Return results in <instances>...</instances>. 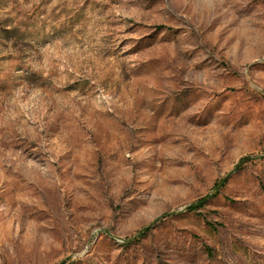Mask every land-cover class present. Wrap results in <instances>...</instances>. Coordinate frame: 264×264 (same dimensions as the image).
Listing matches in <instances>:
<instances>
[{
  "label": "rangeland",
  "instance_id": "1",
  "mask_svg": "<svg viewBox=\"0 0 264 264\" xmlns=\"http://www.w3.org/2000/svg\"><path fill=\"white\" fill-rule=\"evenodd\" d=\"M0 264H264V0H0Z\"/></svg>",
  "mask_w": 264,
  "mask_h": 264
},
{
  "label": "trees",
  "instance_id": "2",
  "mask_svg": "<svg viewBox=\"0 0 264 264\" xmlns=\"http://www.w3.org/2000/svg\"><path fill=\"white\" fill-rule=\"evenodd\" d=\"M219 184H221V182H220V183H217V184H216V187H217V186L219 187ZM207 200H208V197L202 199L197 205H192L191 208H192V209L197 208L199 205H203V204H205V203L207 202Z\"/></svg>",
  "mask_w": 264,
  "mask_h": 264
}]
</instances>
